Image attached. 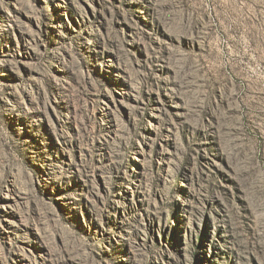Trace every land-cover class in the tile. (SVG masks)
<instances>
[{
  "label": "rangeland",
  "instance_id": "obj_1",
  "mask_svg": "<svg viewBox=\"0 0 264 264\" xmlns=\"http://www.w3.org/2000/svg\"><path fill=\"white\" fill-rule=\"evenodd\" d=\"M0 264H264V0H0Z\"/></svg>",
  "mask_w": 264,
  "mask_h": 264
}]
</instances>
